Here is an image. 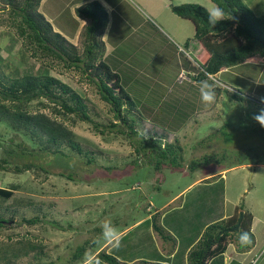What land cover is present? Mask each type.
<instances>
[{
  "label": "rangeland",
  "instance_id": "1",
  "mask_svg": "<svg viewBox=\"0 0 264 264\" xmlns=\"http://www.w3.org/2000/svg\"><path fill=\"white\" fill-rule=\"evenodd\" d=\"M136 1L142 9L139 14L135 13L131 4L128 3L125 7L128 20L132 26L135 24L133 30L135 33L126 41L122 50V56L127 58H121L120 61L114 58L117 63L114 67L122 71L119 72L121 84L135 102L146 99L151 93L147 85L154 89L153 101H158L161 93L164 94L161 100L165 101L159 105L151 103L137 105L136 110L124 114L130 122H134L135 131L145 139L152 137L161 144L178 139L185 161L190 159L197 161L201 158V154L208 157L216 154L222 162L199 164L196 172H188L187 164L181 171H170L163 165L158 171H154L152 165L145 162L153 161V156L149 154L143 158L134 151V146L127 139L111 133L101 136L92 124L81 122L73 115L55 114L52 112V105L44 99L36 101L28 110L31 113H44L71 130L78 137L80 146L90 152L88 158L92 159V162L87 164L86 157H78L66 148L63 149L64 153L68 155L71 153L74 157L71 166L72 180L57 175H46L34 169L15 173L13 171L15 161H10L12 167H8L7 171L0 170V188L14 189L13 197L8 201L10 204H6L9 210L2 208L0 212L5 219H13V223L7 225V228L0 229V249L6 245H15L16 241L20 240L23 242L28 240L35 245V249L28 257L6 263L0 262V264H70L72 258L80 255L79 260L76 261L78 264L90 257L92 260L100 251H105L123 262L131 259L136 261L140 258L146 260L147 256L149 258L153 256V260L157 261L159 256L155 254H158L157 246L161 251V241L152 229L149 230L153 233V239L146 233L147 238L141 240L142 227L135 232L136 235L131 236L130 233H125L130 229L126 226H131L135 222L132 228H137V224L143 226L145 223L147 227L148 223L151 225L150 218H147L149 221L146 219L142 221L146 217V207L151 211L154 206L160 207L172 200L175 203L172 204L171 201L172 205L165 209L170 210L169 212L177 210L179 207L176 203L188 185L195 179L217 172L220 174L216 175L220 177L215 176V179L210 180L209 183L205 181L201 183L203 186L207 184L216 186L212 188L215 191V194H212L215 199L212 208L213 205L218 207L219 204L218 208H221L225 194L227 196L224 208L229 211L232 202L235 201L232 199L245 187L246 191L242 193L238 205L244 206L245 203L249 201L253 203L255 200L264 210V126L256 119L264 113V67H261L264 64L247 63L245 66L249 64L248 69L239 66L217 74L218 76L212 81L218 90L214 101L210 104L202 101L203 87L191 89L193 98L191 96L186 100L184 96L178 99V89L183 91V86L175 83L177 94L172 97L168 95L171 91L169 80L176 82L178 66L186 61L188 58L186 56L193 57L198 46L196 42L194 45L190 41L192 44L190 50L186 48L187 39L193 38L194 26L190 21L180 19L171 13V4L194 3L201 5L208 12L216 6L209 0H182L183 3L170 2V0ZM242 1L251 8L255 18L264 17V0ZM160 12L161 15L158 16ZM170 14L175 17H170ZM113 20L117 34H127L128 37L132 28H128L127 32L121 31L120 28L125 27L124 22L117 16ZM167 20L184 28L183 34L187 35L185 42L173 36L172 30L165 25ZM17 23L18 20L14 21L11 17L8 5L0 1L1 82L8 84L10 78L21 79L25 75H36L39 69L45 68L51 76L79 90L77 92L84 98V104L93 123L103 126H107L110 122L114 123L109 105L100 99L95 87L87 83L84 76L73 69H65L58 62L40 61L27 51L26 45L17 34ZM76 44L79 47L78 51H81L83 48L81 44L79 42ZM108 54L109 52H106L105 56ZM188 60L191 61L190 58ZM192 66L195 68L196 64L191 62L188 66L190 72L192 75H197L199 68L194 69ZM130 68L139 69L140 74ZM153 68L160 69L158 71L160 77ZM200 83L205 84V81ZM206 83L210 84L209 81ZM144 93L147 94L146 97ZM232 93L242 97V102L233 99ZM249 93L251 95H248ZM40 104L48 107L43 108ZM155 108L157 111L154 110ZM152 110L154 111L151 112ZM140 113L146 120L140 118ZM170 121L174 124V128H169ZM222 125L227 127L226 132L223 131L224 135L218 133L210 144L206 143L208 141L201 142V139H205L212 132L215 133ZM6 131L0 127V137L5 132L6 139L12 138L11 132ZM175 133L177 134L174 136ZM228 139L230 141H227ZM8 149L10 148L7 145L0 149V158L7 157L5 151ZM222 152L224 158L221 156ZM235 165L237 166L234 167ZM244 165L248 166L242 167ZM225 170V179L222 180L221 172ZM223 182L225 187L220 198L217 194L221 193ZM205 190L209 195L211 191ZM186 196L185 209L181 208V211H195L191 215L187 213L189 215L185 218V222L189 221L190 227L197 229L204 220L203 211L197 213L203 203L200 202L201 197H197L194 191ZM190 198H193L192 201L199 207L187 209ZM147 202L150 207L147 206ZM0 205L5 206L3 203ZM208 210L210 209L207 205L204 211ZM172 214L176 215L178 211ZM257 215L262 216L260 213ZM34 217L39 220L34 225L22 222L23 219L30 220ZM107 221H110L118 231L116 243L107 242L103 238V225ZM125 228L127 229L124 230ZM121 233L127 235L120 237ZM104 244L110 245L105 249ZM97 261L99 260L88 263L96 264ZM99 264L104 263L99 261Z\"/></svg>",
  "mask_w": 264,
  "mask_h": 264
},
{
  "label": "trees",
  "instance_id": "2",
  "mask_svg": "<svg viewBox=\"0 0 264 264\" xmlns=\"http://www.w3.org/2000/svg\"><path fill=\"white\" fill-rule=\"evenodd\" d=\"M0 1L8 5L14 21L18 20L17 34L26 45L27 51H30L29 53L40 61L58 62L65 69H73L84 76L87 83L95 87L100 99L109 105L115 121L114 123L110 122L107 126L93 123L84 104V98L77 92L79 90H75L69 84L51 76L45 71V68L39 69L36 75H25L21 79L10 78L8 84L7 82L2 83L0 80V127L13 135L12 138L6 139L4 136L6 133L3 132L2 137H0V149L4 145L10 148L5 151L7 157L0 158V170L7 171L8 167H12L10 161H15L16 164H21L18 166L13 163L15 173L34 169V171H42L46 175H57L72 180L71 166L74 157L71 153L78 157H86L87 164L92 162V159L88 158L90 152L80 146L78 137L71 130L44 113H31L28 110L32 103L43 99L52 105V112L55 114L73 115L81 122L90 123L101 136L111 133L114 136L127 139L134 146V151L143 158L146 155H152L153 161L146 160L145 162L152 165L151 168L154 171H158L161 165L166 166V169L170 171H181L184 169L183 166L187 164L186 170L193 172L201 164L207 165L213 161L222 162L221 158L216 157V154L212 157L201 154V158L197 161L191 159L185 161L178 139L161 144L152 137L145 139L135 131L134 122H130L124 112L136 110L137 105H148L149 103L157 105L158 101H153L155 98L147 97L135 102L130 97L119 81L122 71L118 67L117 69L114 67L117 65L114 61L116 57H112V59L111 57H104V44L96 35L92 36L80 52L60 34L53 32L52 26L38 12L41 0ZM173 1L181 0H170V2ZM209 1L226 11H229L230 8L238 18L237 24L233 26L231 18L212 26L208 22V11L201 5L194 3L176 5L170 8L174 15L190 21L194 26L192 40L188 39L185 43L186 48L191 47L195 42L197 43L196 46L199 47L195 61L201 71L193 78V81L208 82L207 75H216L242 64H255L257 62L264 64V17L255 18L252 10L242 0ZM80 11L93 21V30L102 31L105 28L107 14L99 3L94 2ZM120 59L117 58L116 60L120 61ZM209 83L211 85L212 81ZM147 86L150 89V86ZM214 90L216 92L218 88H214ZM153 92L154 89L149 95L154 94ZM231 97L237 102H242L243 99L236 93H232ZM40 106L48 107L44 104H40ZM169 128H174L171 121ZM226 129L227 127L222 125L218 131L212 132L205 139H201V142L208 141L206 143L210 144L215 135L223 134ZM66 148L71 152L70 155L64 153L63 149ZM222 154L223 152L221 156ZM214 179L215 177H211L202 182L209 183L210 180ZM13 191L14 189L0 188V204H5V206L0 205V212L2 208L9 210V206L6 204H10L8 201L12 199ZM181 199L182 196L177 203ZM165 204L160 207L154 206L152 211H148L147 207L145 210L146 215H151L153 233L161 241V252L165 256H170L175 251L176 240L161 224V216L165 210L158 211ZM147 206L150 207L148 202ZM240 213L242 214V222L239 231L230 233L229 229L237 224ZM252 221L253 215L240 205L235 208L232 216L208 225L197 243L188 251L187 264H209L212 259L226 252L231 241L236 242L240 252H248L254 244L251 233ZM22 222L34 225L39 220L34 217L30 220L23 219ZM12 223L13 219H5L0 214V229ZM241 233H247V242L241 241ZM31 243L28 240L24 242L20 240L16 241L15 245H6L0 249V262L6 263L28 257L29 253L35 249V245ZM83 249L85 250V248ZM79 257L80 255L77 258H72L70 264H76ZM95 259L104 264H128L105 251H100ZM81 263L82 261L78 264ZM132 264L164 263L140 260Z\"/></svg>",
  "mask_w": 264,
  "mask_h": 264
},
{
  "label": "crops",
  "instance_id": "3",
  "mask_svg": "<svg viewBox=\"0 0 264 264\" xmlns=\"http://www.w3.org/2000/svg\"><path fill=\"white\" fill-rule=\"evenodd\" d=\"M94 2L99 3L107 14V22H106L105 28L102 31L93 30L92 29L94 27L93 21L89 17H87V15H85L84 13L80 11L86 6ZM128 3L132 5L133 9L135 10V13L139 14L142 11V9L139 6L138 1L136 0H129V2L128 0L127 1L125 0H41L38 6V12L52 26L53 32L60 34L69 43L75 46L77 50L79 49V47L76 44V42H79L81 44V47H84L85 44L91 40L92 36L96 35V37H98L99 40H101V42L104 44V48H105L104 57L127 58L126 56H122V50L125 46L126 41H128L131 38V36L135 33V31H133L135 24L132 26L130 21L128 20L129 19L128 15H126L125 7L128 5ZM179 3H183V1L181 0L179 1ZM172 6H176V5L171 4V7ZM145 9L149 10V8H145ZM120 10H121V13H120ZM160 15H161V12L158 14V16ZM116 16L118 18L120 17L122 22H124L125 24V27L120 28L121 31L127 32L128 28H132L130 29L132 31L130 32L128 37H127V34H123V33L117 34L115 30L114 20H113L115 19ZM170 17L174 18L175 16L173 14H170ZM165 25L169 29L172 30L171 32L175 38H177L178 40L182 42H185V40L187 39V35L183 34L184 28H181L178 24L175 25L172 22L169 23L168 20L165 22ZM189 50H190V47H189ZM106 52H109L107 56H105ZM197 52L198 50L196 51V53ZM128 58H133V57H128ZM187 63H188V60H187ZM187 63L183 61V64L180 63V66H178L177 68L178 71H177V75L175 78L176 82L169 80V82H171V86H170L171 91L168 92V95L175 97V95L177 94V90H176L177 87L175 86V83L177 85L181 84L183 86V91L178 89L177 98L182 99L185 96L186 100L191 96L193 98V93H191V89L196 90L204 86V84L200 83L201 81L194 82L193 78L192 77L190 78V75H189L190 70L188 67L190 64H187ZM245 65L247 64L238 65L230 69H235V68H238L239 66L246 67L247 69L250 67L249 64L248 66H245ZM261 67H264V66L261 65ZM132 69L135 72H137V74H140L139 69H136V68H132ZM230 69H227V70H230ZM159 70L160 69L158 68L154 69L155 73L160 77L161 74L158 72ZM186 76H188L190 79L187 78ZM189 83H192V84L190 85ZM152 89H153L152 86H150V91H152ZM146 95L147 94L144 93L145 97ZM248 95H251V93H249ZM148 97H154V94L148 95ZM163 98H164V94L161 93L158 97L157 105L165 101V100H161ZM172 100L173 98L170 99L171 102ZM154 110H156V108ZM245 166H248V165H244L242 167H245ZM225 172L226 170L221 172L222 180L225 179L224 177ZM216 174L218 175V173H214L212 175H206L204 177L198 178L193 184L188 185V188L184 190V194L182 195V199L178 204L179 208L177 210H173L172 212H169L170 210L165 209L175 203L174 202L170 204L172 200L166 203L164 207L159 210V211H161L162 209L166 210L164 211L165 213L161 216V224L175 238L176 248L172 255L165 256L163 255V253L160 251L159 247L157 246L158 254H155V256H159L157 261L153 260V256L149 258L147 254H145V256L147 257H146V260L144 261L153 262V263H164V264H187V253L190 250V248L196 243V241L200 238L203 230L208 225L214 222L226 219L233 215L235 208L239 206L238 200L241 198L242 193L246 191V188L243 187V190L238 195H236V197L232 199V201L233 200L235 201L232 202L231 209L229 211L225 210L224 208V205L226 204V196H227L225 194L222 199L221 208H218L220 207V204L218 205V207L213 205V208H212V203L215 202V199L212 196V194H215V191L212 188H214L215 185L207 184L206 186H203L201 185V183L203 180L216 176ZM202 186L203 188H200ZM224 187H225V183L223 182L221 193L219 192L217 194V196H219L220 198L221 196H223L222 190L224 189ZM204 188L211 191L209 192V195ZM193 191L196 192L197 197H201L200 202L203 203V206H202L203 209L201 208L197 213H199L202 210L203 211L202 216L204 220L200 222L197 229L191 228L189 225V221L187 223L185 222V218L189 215L187 213H190L191 215L195 213V211H188V212L181 211V208L185 209L184 200L187 197L186 194L188 193L191 194L193 193ZM192 199L193 198H190L189 200L190 205L187 204L189 206V207L187 206L188 207L187 209H194V208L199 207L197 204H195L192 201ZM220 201L221 200L219 199L218 202ZM207 205L210 210L204 211ZM244 209L249 211L253 215V221L251 224V233L253 235L254 244L252 248L248 252L241 253L237 248L236 242L231 241V243L227 247L226 252L212 259L209 262V264H252V262L256 259H257L256 260L257 262H255L254 264H259L260 262L264 264L263 263L264 262L263 261L264 260V219L263 220L259 219V218H264L263 207L262 205H259V203L255 202L254 200L253 203L251 201H249L248 203H245ZM174 211L176 212L178 211V214L173 215L172 213ZM259 213L262 215L261 217L257 215ZM147 218L149 217H145L142 221H144L145 219L146 221H149L147 220ZM146 225L147 224L145 223L143 224V226L142 224L140 225L137 224L136 225L137 228H132L131 226H129L130 229H128L125 233H130L131 236L136 235L135 232L137 230H140V228L142 227L141 228L142 230L140 231V236L142 237L141 240H144L147 238L146 236L148 235H146V233H148L150 235V238L153 239V236H152L153 233L149 230V229H152L151 225L149 223H148V227ZM126 229L127 228H125L124 230ZM124 230L122 231L124 232ZM122 233L120 237L127 235V234L123 235ZM117 240H118V237L116 238V241ZM94 260L95 259L90 261V258H89L87 260V264H89L88 262H93ZM134 260L135 259H131L127 262L125 261V263L132 264V262L134 263L136 261H140L143 259L140 258L136 261Z\"/></svg>",
  "mask_w": 264,
  "mask_h": 264
},
{
  "label": "clouds",
  "instance_id": "4",
  "mask_svg": "<svg viewBox=\"0 0 264 264\" xmlns=\"http://www.w3.org/2000/svg\"><path fill=\"white\" fill-rule=\"evenodd\" d=\"M232 18V16H231V14L229 13V11L227 10H225L224 8H221V7H219V6H216L213 10H211V11H209L208 12V22L212 25V26H215L217 23H219L220 21H222V20H228V19H231ZM232 20V19H231ZM238 22V21H237ZM237 24V23H236ZM235 24V25H236ZM233 25V24H232ZM84 48V47H83ZM82 48V49H83ZM199 48V47H198ZM188 49H189V47H188ZM198 50V49H197ZM82 51V50H81ZM80 51V52H81ZM186 57H188V58H190L191 59V61L190 60H188V58H186V61H184L185 63H187V60H188V63L187 64H191V62H194L195 64H196V67L194 68L193 66V68L194 69H196L197 67L199 68V66L197 65V63H196V61H195V58H196V53L193 55V57H189V56H186ZM191 67V68H192ZM194 69H192V70H194ZM201 71V68H199V72ZM199 72L197 73V75L199 74ZM220 74V73H219ZM189 75H190V78L192 77V78H194V77H196L197 75H192V73L190 72L189 73ZM216 76H218L217 74L216 75H207V78L209 79V81H212ZM119 81H120V79H119ZM214 88H218L217 86H215L214 85V82L212 81V84L211 85H208L206 82H205V84H204V86H203V88L201 89V98H202V101L204 102V103H206V104H210V103H212L213 101H214V97H215V94H216V92H215V90H214ZM220 91V90H219ZM140 118H143L142 117V114L140 113ZM144 119V118H143ZM256 119H257V121L262 125V126H264V113H262L260 116H257L256 117ZM144 120H146V119H144ZM153 124V123H152ZM218 174H220L219 172H217ZM217 176V175H216ZM215 177V176H214ZM171 201V200H170ZM177 201V200H176ZM169 202V201H168ZM167 202V203H168ZM175 201H172L171 203H174ZM170 203V204H171ZM176 205H178V203L176 204ZM170 207V206H169ZM169 207H167V208H169ZM162 208V207H161ZM160 208V209H161ZM159 209V210H160ZM158 210V211H159ZM163 210H165V209H162L161 211H163ZM167 210V209H166ZM165 210V211H166ZM152 211V210H151ZM165 212H163V214H164ZM162 214V215H163ZM146 217H149L150 219H151V215L150 216H148V215H146ZM151 222V221H150ZM135 223H133L131 226H133ZM105 225H107L106 227H105ZM126 227H129V226H126ZM102 235H103V238L105 239V241H107V242H112V243H116V238L118 237V231H117V229L111 224V222L110 221H107V222H105V224L103 225V233H102ZM240 238H241V241L242 242H247V240H248V236H247V233H241V236H240ZM109 244H104L103 245V247L104 248H106L107 246H108ZM97 254H95L94 256H93V259H95V256H96ZM91 258L92 257H90V260H91ZM92 259V260H93ZM96 260V259H95ZM137 262V261H136ZM81 264H87V260L86 261H82V263ZM96 264H99V261H97L96 262ZM129 264V263H128Z\"/></svg>",
  "mask_w": 264,
  "mask_h": 264
},
{
  "label": "water",
  "instance_id": "5",
  "mask_svg": "<svg viewBox=\"0 0 264 264\" xmlns=\"http://www.w3.org/2000/svg\"><path fill=\"white\" fill-rule=\"evenodd\" d=\"M229 13H230L231 16H232L231 24L235 25V24L237 23V21H238V18H237V16L231 11L230 8H229ZM249 181H250V180H249ZM241 222H242V214L240 213V214H239L238 221H237V224H236L233 228L229 229V232H230V233L238 232V231H239V227H240Z\"/></svg>",
  "mask_w": 264,
  "mask_h": 264
},
{
  "label": "built area",
  "instance_id": "6",
  "mask_svg": "<svg viewBox=\"0 0 264 264\" xmlns=\"http://www.w3.org/2000/svg\"><path fill=\"white\" fill-rule=\"evenodd\" d=\"M256 262V260H254L253 262H252V264H254Z\"/></svg>",
  "mask_w": 264,
  "mask_h": 264
}]
</instances>
